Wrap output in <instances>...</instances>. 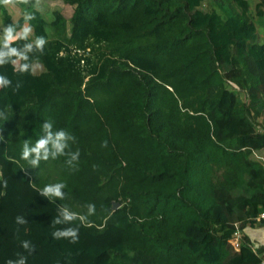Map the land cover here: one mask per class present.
I'll use <instances>...</instances> for the list:
<instances>
[{
  "label": "trees",
  "instance_id": "16d2710c",
  "mask_svg": "<svg viewBox=\"0 0 264 264\" xmlns=\"http://www.w3.org/2000/svg\"><path fill=\"white\" fill-rule=\"evenodd\" d=\"M62 1L0 4V264H264V0Z\"/></svg>",
  "mask_w": 264,
  "mask_h": 264
},
{
  "label": "clouds",
  "instance_id": "9594fccd",
  "mask_svg": "<svg viewBox=\"0 0 264 264\" xmlns=\"http://www.w3.org/2000/svg\"><path fill=\"white\" fill-rule=\"evenodd\" d=\"M16 0H0V4H3V5H10V4H13L15 3ZM20 3H25L27 4L28 3V0H19ZM25 18L26 20H31V19H34V16H32L31 14H26L25 15ZM31 32V28L28 27V28H25L23 30V34L21 37H14L13 36V29L12 28H8L6 29L5 31V37H4V40H5V46L7 47L8 44L12 41H14L15 39L17 38H23V39H27V37L29 36ZM46 41L43 37H37L36 40H35V45H36V49L37 50H40L42 51L43 50V46L45 45ZM26 49L28 51H31L32 50V45L31 44H28L26 45ZM4 55H17L20 59H23V60H27L28 57L26 55H24L23 53H17L16 52V49L15 48H10L9 49V52L7 54L5 53H0V63H3V56ZM29 68V65L27 63L25 64H22L21 67H20V71L24 72V71H27ZM10 83V81L4 77H0V87H6L8 84ZM19 87V85H18ZM51 128H52V123L51 122H48V123H45L44 124V130L45 132H47V136L45 138H42L40 140L37 141L36 143V146L32 149H28L27 147V144H25L24 146V150H23V153H22V159H27L29 157V155L31 153H35L36 154V160H38L40 158V154H41V150H43V153H44V158L46 159L47 156H48V152H49V149H48V144L51 142L52 144V148L55 150L53 152V155L55 156L56 154H63V150L65 147H67V144H66V140L68 138H70L68 136V134L63 131V130H59L58 132L55 133V138H53V134L51 132ZM106 144V142H105ZM79 153H75L74 154V157L75 156H78ZM36 160H33L32 163H36ZM63 187L62 184H58L55 186V188H47L46 191H54L55 194L57 196H61V193H60V188ZM94 210H95V206L94 205H89L88 206V212L89 214H93L94 213ZM76 218V214L75 213H71V214H68L66 213L65 214V219L66 220H73ZM77 231L78 229L76 230H69L65 233H63L62 235H65V236H71L72 237V242H76V239H77Z\"/></svg>",
  "mask_w": 264,
  "mask_h": 264
},
{
  "label": "crops",
  "instance_id": "0c3cea01",
  "mask_svg": "<svg viewBox=\"0 0 264 264\" xmlns=\"http://www.w3.org/2000/svg\"><path fill=\"white\" fill-rule=\"evenodd\" d=\"M32 1L33 0H28V3H31ZM38 1L39 0H35V5L37 7L39 5ZM8 10L10 14L13 16V18H16V16L19 13L20 8L18 4H10L8 5ZM23 28L25 29L28 27L27 25H24ZM259 30L261 31L262 34H264L263 27H260ZM17 33H20V31H17ZM3 37H5V31L0 33V38H3ZM240 232H241V236L242 234L247 235L255 247H260L264 249V225L246 226L240 229Z\"/></svg>",
  "mask_w": 264,
  "mask_h": 264
},
{
  "label": "rangeland",
  "instance_id": "374dc122",
  "mask_svg": "<svg viewBox=\"0 0 264 264\" xmlns=\"http://www.w3.org/2000/svg\"><path fill=\"white\" fill-rule=\"evenodd\" d=\"M38 4V7L46 13V17L50 15L49 11L56 9L60 10L66 16H68L71 11V7L62 0H39ZM2 64L6 65V63Z\"/></svg>",
  "mask_w": 264,
  "mask_h": 264
},
{
  "label": "built area",
  "instance_id": "2783aa9c",
  "mask_svg": "<svg viewBox=\"0 0 264 264\" xmlns=\"http://www.w3.org/2000/svg\"><path fill=\"white\" fill-rule=\"evenodd\" d=\"M77 51L81 52V50L79 49ZM259 158H261V156H259ZM256 220H264V210L259 213V215L256 217ZM234 226L236 228V231L234 232V235L231 239V243L237 249L239 247V240L241 239V232L237 223H234Z\"/></svg>",
  "mask_w": 264,
  "mask_h": 264
},
{
  "label": "water",
  "instance_id": "95a60500",
  "mask_svg": "<svg viewBox=\"0 0 264 264\" xmlns=\"http://www.w3.org/2000/svg\"><path fill=\"white\" fill-rule=\"evenodd\" d=\"M120 203H118L117 201H114L112 204V210H115L117 207H119Z\"/></svg>",
  "mask_w": 264,
  "mask_h": 264
}]
</instances>
